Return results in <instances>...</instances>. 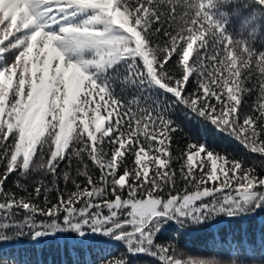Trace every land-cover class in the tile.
<instances>
[{
    "label": "snow or ice",
    "instance_id": "1",
    "mask_svg": "<svg viewBox=\"0 0 264 264\" xmlns=\"http://www.w3.org/2000/svg\"><path fill=\"white\" fill-rule=\"evenodd\" d=\"M257 2L264 6V0ZM163 3L0 0V223L13 224L33 239L58 231L92 232L124 245L122 254L103 256L99 264H129V256H150L160 264H235L177 255L173 244L157 243L156 233L169 220L188 227L264 208V175L195 143L175 157L182 161L180 187L170 147L178 128L167 109L141 107L135 98L123 104L110 83L158 86L264 156V52L226 33L227 22L214 13L221 5L223 13L227 0H198L183 29H163L167 39L153 46L151 36L161 29L153 33L152 24L161 22L157 7ZM167 3L173 20L177 5ZM78 15L84 19L72 22ZM209 43L216 54L202 57L200 49L207 52ZM9 50L17 53L11 64L2 55ZM205 60L216 66L209 71ZM253 66L260 73L259 96L245 112L244 94L253 89L244 85ZM85 156L100 169L98 178L89 172ZM126 157L134 158L131 165ZM73 159L83 165L77 174L86 180L82 187L72 179L75 191L65 194L55 187L53 199L54 189L43 184L19 197L5 188L13 172L27 175L33 168L50 173L55 186L58 168L62 163L71 167ZM63 178L67 183L68 171ZM0 264L12 261L0 256Z\"/></svg>",
    "mask_w": 264,
    "mask_h": 264
},
{
    "label": "trees",
    "instance_id": "2",
    "mask_svg": "<svg viewBox=\"0 0 264 264\" xmlns=\"http://www.w3.org/2000/svg\"><path fill=\"white\" fill-rule=\"evenodd\" d=\"M171 2L177 5L176 16L173 20L167 15L170 8L167 0L157 7L161 22H153L152 32L155 33L157 28L161 31L151 36L153 46L167 39L163 29L166 28L173 33L181 31L194 17L198 5V0H171ZM129 3L135 5L136 0H129ZM222 9L223 5L218 6L214 14L227 22L226 33L234 41L247 44L250 50L264 52V6L260 5L257 0H227V7L223 13L220 12ZM83 19V15H78L73 18L72 22H80ZM198 46L199 41L194 48ZM200 52L202 57L216 54L211 43H209L207 52L204 49H200ZM16 54L15 50H9L2 55L5 61L11 64ZM194 58L195 51L193 57L190 58V63ZM205 64L208 65L209 71L216 66L215 61L205 60ZM241 72L244 76L248 75L247 70L243 68ZM259 76V70L253 66L251 77L245 81L244 85L253 89L252 93L244 94L242 106L245 112H249L254 107L259 96ZM191 84L196 85V73L191 78ZM110 87L115 98L123 104H130L135 98L139 100L141 107L167 109V117L173 122L174 127L178 128V131L172 133L170 147L174 157L172 167L177 171L180 187L183 186V181L179 178L182 161L175 157L182 156L188 146L195 143L204 144L208 149L221 155L241 160L246 167H253L257 174L264 175V156L249 151L233 137L217 130L208 121L177 102L171 94L158 86L145 81L131 86L113 82L110 83ZM133 107L135 108V105ZM126 159L129 165L133 163L134 158L126 157ZM85 161L89 166V172L94 178H98L100 169L87 156H85ZM78 168L83 170V165L75 159L71 167L62 163L57 170L59 176L55 178V186L52 183L54 177L50 173L46 174L42 169L33 168L27 175L23 174L22 170H18L9 176L5 182V188L19 197L27 196L28 193L34 194L35 188L43 184L54 189L49 195L55 199L57 196L55 187L65 194L75 191L72 179H75L82 187L85 185V177L77 174ZM2 170L3 165H0V171ZM65 171H68L70 176L67 183L63 178ZM124 197L127 198L126 192ZM39 201L43 202V195ZM19 215L22 217L23 210H20ZM5 231L8 233L6 237ZM87 234L80 236L72 231H58L54 235L33 239L31 233L25 232L21 235L13 224L0 223V238H3L0 242V256L12 261V264H99L101 257L109 254L118 256L125 251L120 241L100 237L97 234L92 236H87ZM102 240L107 242L101 243ZM156 241L173 244L177 248V255L185 258L193 256L233 260L235 264H264V208H258L249 215L218 216L207 224L188 227H180L169 220L156 233ZM129 264H160V262L150 256H129Z\"/></svg>",
    "mask_w": 264,
    "mask_h": 264
},
{
    "label": "rangeland",
    "instance_id": "3",
    "mask_svg": "<svg viewBox=\"0 0 264 264\" xmlns=\"http://www.w3.org/2000/svg\"><path fill=\"white\" fill-rule=\"evenodd\" d=\"M0 83H2V81H0ZM95 233H92V232H89L88 234H87V236H92V235H94Z\"/></svg>",
    "mask_w": 264,
    "mask_h": 264
}]
</instances>
